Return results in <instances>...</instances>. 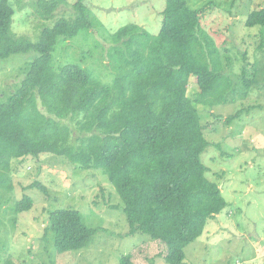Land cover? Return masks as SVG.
Returning a JSON list of instances; mask_svg holds the SVG:
<instances>
[{
	"label": "trees",
	"instance_id": "obj_1",
	"mask_svg": "<svg viewBox=\"0 0 264 264\" xmlns=\"http://www.w3.org/2000/svg\"><path fill=\"white\" fill-rule=\"evenodd\" d=\"M85 1L75 2L73 19L58 18L32 43L12 33L14 10L9 0H0V60L38 54L17 89L0 101V189L11 190L14 160L40 154L63 158L81 170H100L123 203L129 235L141 233L162 243L164 261L182 264L184 249L226 207L201 161L210 143L196 105L211 108L226 101L228 87L221 63L211 59L216 63L210 67L198 50V35L204 36L202 10H192L187 0H166L157 36L133 24L118 30L108 52L113 78L103 83L77 65L52 66L60 41L93 27ZM62 4L39 0L41 17L52 18ZM245 26L264 28V9L249 13ZM206 42L214 58V45L207 37ZM242 72L247 94L251 82L246 67ZM191 77L199 88L193 100L188 96ZM65 120L76 123L79 145L73 144ZM31 187L44 191L38 182ZM32 206L33 200L23 196L13 212ZM45 232L60 254L85 248L95 230L78 211L56 209L48 215ZM120 264L135 263L127 255Z\"/></svg>",
	"mask_w": 264,
	"mask_h": 264
},
{
	"label": "rangeland",
	"instance_id": "obj_2",
	"mask_svg": "<svg viewBox=\"0 0 264 264\" xmlns=\"http://www.w3.org/2000/svg\"><path fill=\"white\" fill-rule=\"evenodd\" d=\"M39 0H9L14 10L11 31L32 43L58 18L73 19L78 0H64L54 16L44 20ZM192 10H202L198 50L210 67L219 61L228 82L226 101L213 107L196 105L210 146L201 155L206 178L218 185L226 207L209 220L203 234L184 249L182 264H262L264 262V28H247L249 13L264 9V0H187ZM166 0H86L93 22L69 41H60L52 52L57 70L73 64L88 70L103 83L113 78L108 52L112 35L127 25H137L157 36ZM206 37L217 54L211 58ZM62 40V39H60ZM34 51L0 60V101L19 86ZM246 58V59H244ZM214 59L215 61H212ZM251 83L244 93L243 72ZM199 88L190 78L188 96ZM73 144L82 137L74 121L65 120ZM11 190L0 189V264H120L130 255L135 264H167L166 247L148 236L129 235L123 203L100 170H81L51 154L14 160ZM38 182L44 191L30 188ZM23 196L33 200L27 212L15 214ZM56 209L76 210L85 225L94 229L89 244L78 251L58 253L45 230L48 215ZM48 238V241H47ZM259 257V258H258ZM258 258V259H256ZM249 262V263H248Z\"/></svg>",
	"mask_w": 264,
	"mask_h": 264
},
{
	"label": "crops",
	"instance_id": "obj_3",
	"mask_svg": "<svg viewBox=\"0 0 264 264\" xmlns=\"http://www.w3.org/2000/svg\"><path fill=\"white\" fill-rule=\"evenodd\" d=\"M259 258V257H258ZM258 258H256V259H258ZM249 263V262H248ZM250 264V263H249ZM262 264H264V262H262Z\"/></svg>",
	"mask_w": 264,
	"mask_h": 264
},
{
	"label": "built area",
	"instance_id": "obj_4",
	"mask_svg": "<svg viewBox=\"0 0 264 264\" xmlns=\"http://www.w3.org/2000/svg\"><path fill=\"white\" fill-rule=\"evenodd\" d=\"M240 262H238L237 264H239Z\"/></svg>",
	"mask_w": 264,
	"mask_h": 264
}]
</instances>
